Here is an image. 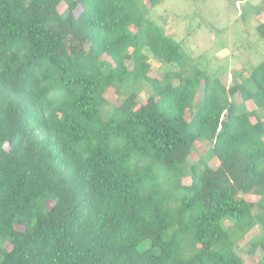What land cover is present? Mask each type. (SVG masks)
<instances>
[{"label":"trees","instance_id":"obj_1","mask_svg":"<svg viewBox=\"0 0 264 264\" xmlns=\"http://www.w3.org/2000/svg\"><path fill=\"white\" fill-rule=\"evenodd\" d=\"M163 1L0 0V264H247L261 225L264 249V61L228 86Z\"/></svg>","mask_w":264,"mask_h":264},{"label":"rangeland","instance_id":"obj_2","mask_svg":"<svg viewBox=\"0 0 264 264\" xmlns=\"http://www.w3.org/2000/svg\"><path fill=\"white\" fill-rule=\"evenodd\" d=\"M66 7L67 4H63L62 10ZM144 9L154 21L165 24L171 35L184 40L197 65L211 74H219L228 86L233 85L234 72L243 70L245 76H249L254 67L264 61V0H165ZM150 56L154 74L164 76L167 65L160 58ZM150 93L147 87L141 95L142 100L146 101ZM202 96L203 89L198 99ZM109 97L120 105L127 93L116 87ZM250 107L259 108L254 102ZM261 112L264 114V109ZM188 116L192 117L191 111ZM211 146L210 142H199L191 162L201 161ZM244 196L251 201L260 199L256 192ZM260 233H263L262 225L235 246L247 264H262L264 249L255 255L249 251L251 240Z\"/></svg>","mask_w":264,"mask_h":264}]
</instances>
